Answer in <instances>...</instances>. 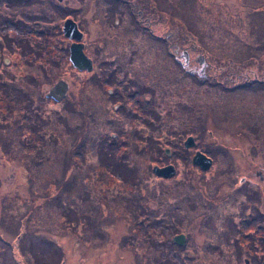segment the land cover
Segmentation results:
<instances>
[{"label": "rangeland", "instance_id": "374dc122", "mask_svg": "<svg viewBox=\"0 0 264 264\" xmlns=\"http://www.w3.org/2000/svg\"><path fill=\"white\" fill-rule=\"evenodd\" d=\"M10 2L4 43L38 54L0 50V264H232L244 230L223 236L214 216L241 222L264 177V0ZM70 18L91 73L69 65ZM65 80L62 101L46 96ZM209 149L202 176L192 160Z\"/></svg>", "mask_w": 264, "mask_h": 264}, {"label": "flooded vegetation", "instance_id": "af4514ba", "mask_svg": "<svg viewBox=\"0 0 264 264\" xmlns=\"http://www.w3.org/2000/svg\"><path fill=\"white\" fill-rule=\"evenodd\" d=\"M109 1H112V0H109ZM10 4H11L10 0H2V2H1V6H4V7H0V50L2 48L6 49V47L9 46L8 45L9 43H11V44L15 43V46H16V43H17L24 50L25 49H29V51H30V48L38 49V47H36V46L29 45V44H27L25 42L23 43V42H20V41H14V40L8 41L7 40L6 43H4V38L6 39L7 36L10 35V34L8 35V32L6 31L7 24L12 19L17 20V19L20 18L18 16H17L18 18H8L2 13V11L5 13V10H8V7H9ZM105 5H106V3H105ZM109 9L112 10V7H110ZM118 22H119V20L116 21V24ZM104 37H105V35H104ZM72 44H73V42L69 43V45H70V48H69V60L71 59V51L70 50H71ZM32 52H34L35 54H38L37 51L33 50ZM194 53H195V51H194ZM185 54L188 56L189 53L186 52ZM191 57L192 56H190V58ZM200 63L202 64L201 66L203 68L204 67L207 68L205 60L200 61ZM122 66L123 65L120 64V67H122ZM239 78H241V77H239ZM248 122H250V120H248L247 123ZM260 122H261L260 120L255 119V121L253 122L252 127L250 128L251 131H254L252 129H255V128L259 127L260 126ZM260 138L262 139V142H264V136H261ZM211 159L213 161L212 164H211V167L208 170H205V169L201 168V170L203 172H209V170H213L211 168H212V166L215 163V159L213 157H211ZM261 177H263V176H259L258 177V183L252 186V188L254 190H249L248 189V191L250 192L251 197H249V195H248V197H246L247 199H246L245 202H246V204L248 206H250L249 208H247V210L249 211V214H247L246 216H241V218H242L241 222H237L235 220L236 218L239 217L241 212L238 215L235 214V215L229 217V216H226L224 213H221L219 211V214L214 216V220L215 221H221L222 219H230L228 224L224 223V229L228 230L229 232L224 233V231H223V236H228L229 234H231L230 231L232 230V225L230 226V223H231L232 220H234L236 223L241 224V226H242V228L244 230V231H240V235L239 236H240V239H246L245 240L246 243L245 242L240 243L241 240H236L233 243V247L232 246L230 247L231 250H234L232 264H264V182H263L262 179H260ZM245 184H247L246 181L244 182L243 185H245ZM228 202H232V203H229V204H233V205L236 204L239 209L244 207V204L236 203V200H233V196L232 195H228L227 199L223 201V204H227ZM217 205H219V204H217ZM212 206H215V204L211 205L210 208ZM187 214H191V211H190L189 207L187 209ZM192 215H195L196 219L199 218V217L208 216V215L200 216L199 214H192ZM203 224H204L203 223V218L199 219L198 223H197V225H199V226H198L196 234H201L202 237L204 235H207V230L204 228ZM188 229L189 230H193L191 232H188L192 236L194 234L195 230L191 229L190 227ZM174 232H177V231H174ZM209 232L210 231L208 230V234H209ZM188 233H182V231H180V233H177L173 237L172 241H174V239L177 236H181V235L186 236L185 245H179V244H176L174 242L175 245H179L181 248L185 249V246L188 245V240H189V237L187 235ZM211 248L218 251V248H214L212 246L210 248H208V249L211 250Z\"/></svg>", "mask_w": 264, "mask_h": 264}, {"label": "water", "instance_id": "95a60500", "mask_svg": "<svg viewBox=\"0 0 264 264\" xmlns=\"http://www.w3.org/2000/svg\"><path fill=\"white\" fill-rule=\"evenodd\" d=\"M62 1V0H61ZM64 31L66 36L71 39L78 42H81L83 39V33L79 30V27L76 22L73 20H68L65 23ZM71 61L75 65V67L79 68L81 71H93V61L86 56L84 53V45L82 43L80 44H73L71 46ZM69 90V84L66 81H60L57 85H55L53 88L50 89V91L47 93V97L54 99L57 102L62 101L68 94ZM187 148L194 147L195 141L193 138H190L187 143ZM212 160L209 159L205 154L198 152L196 157L194 158V165L200 166L205 170H208L211 167ZM155 172L162 176V177H175L177 174V170L174 166H167L165 168H156ZM174 242L179 245H185L186 243V236L181 235L177 236L174 239Z\"/></svg>", "mask_w": 264, "mask_h": 264}, {"label": "trees", "instance_id": "16d2710c", "mask_svg": "<svg viewBox=\"0 0 264 264\" xmlns=\"http://www.w3.org/2000/svg\"><path fill=\"white\" fill-rule=\"evenodd\" d=\"M264 42V41H263ZM262 42V43H263ZM12 45H14V49L13 48H11L10 46H8L9 48H11L12 49V51H14L15 50V48H16V46H15V43H13ZM66 51V47H63L62 48V56L64 57V52ZM29 52H32V50L31 51H29ZM263 63H264V61H263ZM262 62H260V64H259V66L261 65V64H263ZM260 76H262V78H263V80H264V74H260ZM0 92H1V94L6 98V96H8V97H10V94H9V92L7 91V90H3L1 87H0ZM11 98V97H10ZM252 130H254V129H252ZM146 146H151V144L149 143V142H146ZM211 151L212 150H208V152L209 153H211ZM185 161H187V162H189V160L188 159H184ZM110 169V168H109ZM205 174H202V176H204ZM195 188V187H194ZM171 214V213H170Z\"/></svg>", "mask_w": 264, "mask_h": 264}]
</instances>
